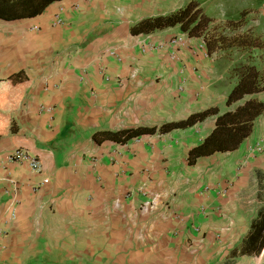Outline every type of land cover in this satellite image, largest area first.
I'll list each match as a JSON object with an SVG mask.
<instances>
[{
  "label": "crops",
  "instance_id": "crops-1",
  "mask_svg": "<svg viewBox=\"0 0 264 264\" xmlns=\"http://www.w3.org/2000/svg\"><path fill=\"white\" fill-rule=\"evenodd\" d=\"M188 1L60 0L0 19V158L21 149L41 164L0 167V264H264V153L251 152L264 113L237 150L191 166L214 117L94 140L228 110L230 67L200 38L173 48L177 26L131 33Z\"/></svg>",
  "mask_w": 264,
  "mask_h": 264
},
{
  "label": "trees",
  "instance_id": "trees-1",
  "mask_svg": "<svg viewBox=\"0 0 264 264\" xmlns=\"http://www.w3.org/2000/svg\"><path fill=\"white\" fill-rule=\"evenodd\" d=\"M60 0H0V19L5 21L31 18L40 15L53 2ZM246 10H242L236 20H226L223 24L209 18L197 1H188L181 8L161 16L142 19L131 28L133 34H150L167 28L178 27L188 38H201L209 54L224 48H262L259 36L246 32L242 35L227 37L224 31L234 33L245 25ZM224 50V49H223ZM234 81L228 92L225 105L228 110L220 112L210 107L188 115L185 119L163 123L159 126L120 129L94 135V140H109L123 144L131 139L144 136L165 134L178 129H187L214 117L213 130L203 141L188 152V164L194 165L200 157L215 153L233 152L252 134L254 123L264 113V102L257 98L264 93V72L251 62L235 64L230 70ZM233 107V109H229ZM264 223V221H263Z\"/></svg>",
  "mask_w": 264,
  "mask_h": 264
},
{
  "label": "rangeland",
  "instance_id": "rangeland-1",
  "mask_svg": "<svg viewBox=\"0 0 264 264\" xmlns=\"http://www.w3.org/2000/svg\"><path fill=\"white\" fill-rule=\"evenodd\" d=\"M191 1V0H190ZM200 3L204 13L214 20L216 23L223 24L226 20H236L242 10H246L245 25L238 31L230 33L224 31L225 36L233 37V35H242L246 32H251L260 37L262 48H230V43L224 45V50L220 49L212 54H217L218 69L222 70L224 65H228L229 71L225 84L229 91L233 86L234 81L230 78L231 68L238 63L251 62L258 70L264 72V0H193ZM219 20V21H217ZM222 20V21H221ZM206 48V46H205ZM232 65L230 66V64ZM258 99L264 102V93L257 96ZM264 142L260 140L257 143ZM259 152L258 154H263ZM256 154V153H253Z\"/></svg>",
  "mask_w": 264,
  "mask_h": 264
},
{
  "label": "built area",
  "instance_id": "built-area-1",
  "mask_svg": "<svg viewBox=\"0 0 264 264\" xmlns=\"http://www.w3.org/2000/svg\"><path fill=\"white\" fill-rule=\"evenodd\" d=\"M85 2H89L90 0H84ZM56 23H60V21L57 19ZM185 34H182L180 36L172 37L169 41V45L173 48L181 47L185 44L187 40H189ZM200 48H205V42L203 39L200 38ZM173 55V53H172ZM264 151V142L256 143L254 145V148L252 149V153L258 154L259 152ZM9 164H22L26 165L28 169L31 172H40L41 170V164L39 160L35 157L30 155L24 150H16L11 154H8L4 158H0V167H6ZM46 183V181H44Z\"/></svg>",
  "mask_w": 264,
  "mask_h": 264
}]
</instances>
